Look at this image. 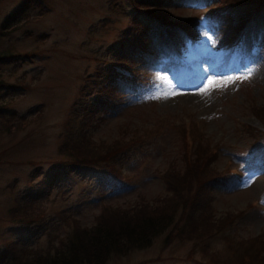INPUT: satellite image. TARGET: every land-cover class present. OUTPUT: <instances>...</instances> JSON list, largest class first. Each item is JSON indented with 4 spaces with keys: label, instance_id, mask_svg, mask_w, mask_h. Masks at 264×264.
<instances>
[{
    "label": "rangeland",
    "instance_id": "374dc122",
    "mask_svg": "<svg viewBox=\"0 0 264 264\" xmlns=\"http://www.w3.org/2000/svg\"><path fill=\"white\" fill-rule=\"evenodd\" d=\"M21 1L0 0V56L33 57L0 65V80L20 88L0 99L21 115L9 122L11 130H0V251L17 238L35 251H53L73 226H95L103 208L163 201L171 196L168 173L185 170V149L189 153L200 138V151L215 154L209 169L233 170L226 184L210 191V211L215 218L236 217L200 238L167 236L169 226L150 245L111 255L106 264H205V248L229 255L250 239L256 242L251 249L264 254V121L253 111L264 106L262 20L252 23L242 46H233L235 23L263 7L234 4L215 20L214 8L224 0L162 1L174 20L202 19L188 33L166 38L160 29L143 34L129 18L139 0H34L26 14L2 26ZM132 38L140 47L144 41L145 50L116 59L112 45L131 47ZM102 68L116 76L100 87L95 77ZM124 75L137 79L126 85ZM97 90L109 93L113 107L91 118L81 133L90 144L112 150L110 165L117 161L121 177L101 164L66 167L60 181L47 185L55 167L65 168L59 145L72 130L82 94L91 99ZM17 209L30 214V223L11 216Z\"/></svg>",
    "mask_w": 264,
    "mask_h": 264
},
{
    "label": "trees",
    "instance_id": "16d2710c",
    "mask_svg": "<svg viewBox=\"0 0 264 264\" xmlns=\"http://www.w3.org/2000/svg\"><path fill=\"white\" fill-rule=\"evenodd\" d=\"M172 2V0H139L138 3H145L144 6L134 1L133 9H129V18H132L134 23L140 26V30L143 34L154 31L158 32L159 29L163 30L166 38L175 35L178 32L188 33L199 23L198 18L195 16L189 17L182 20H174L170 17V12L167 8L161 7V2ZM34 0H23L21 5L11 14L7 21L2 26L7 27L9 24L14 23L20 14H26L28 7L35 6ZM256 4L257 8L263 7L262 10H253L251 15L245 16L242 21L235 23L236 25V44L242 41L244 34L249 32L252 23H256L257 19H261L262 25L260 30L264 27V0H224V4L218 3L217 8H214L213 16L215 19L221 20L229 10L227 8L240 5ZM259 11L262 15L259 17L257 14ZM5 29V28H4ZM140 33V35H142ZM194 41L195 38L191 37ZM112 55H115L116 59L125 57L129 53L136 54V50H145V43L140 47L135 45L132 38L131 47L123 49L122 45L115 47L112 45ZM132 50V51H130ZM30 60L33 58L32 54L26 53ZM17 56V57H15ZM23 54L22 59L18 54L9 53L7 56H0L1 63L14 62L19 57L21 61L28 58ZM113 61V60H112ZM119 62V61H113ZM120 65V64H119ZM109 71V70H108ZM107 69L97 70L95 79L97 84H101L103 87L110 84V81L114 78V72L108 73ZM112 71V70H111ZM105 74V75H104ZM122 81L126 85L134 82L135 76H122ZM104 80V83H102ZM17 87L11 82L0 80V96L3 98L5 95H14L19 91H14ZM17 88L16 90H19ZM114 89L111 87L112 92ZM98 91H94L98 97L93 94L90 98H86L80 103L74 110L72 116L76 119L74 124H70L72 130L64 135L63 141L60 143V151L65 155L66 159L63 161L64 167H55L54 173L50 176V181L46 180V183H56L60 181V177L66 173L69 168H77L89 165L101 164L108 171L111 172L114 177H121L116 171L117 166L114 162L112 165V157L109 153L112 150L108 149L107 145L90 144V140L82 135V131H85V125L90 122L91 118L98 116L99 112L107 111L113 104L109 102V93L98 94ZM80 95V94H79ZM88 99V100H87ZM77 111V112H76ZM253 111L256 117L262 118L264 121V106H254ZM21 116L11 108L7 107L5 102L0 99V130H11V121L13 117ZM10 122V123H9ZM19 125H15V129ZM77 131H80L78 135ZM194 132V131H193ZM190 133L192 140L194 134ZM194 149H190L189 153L186 152V168L182 171L168 173L166 182L169 184V190L171 196H167L163 201L157 200V203L152 205H145L138 208L121 209L120 208H103L98 216L97 223L95 226L88 228H81V226H73V234L66 238L59 247L53 246V251L45 250H33L30 249L29 245L24 243V239L18 240L13 239L6 242L5 248L0 251V264H106L107 259L114 254H126L132 248H140L150 245L152 239L157 234L164 231L166 228L171 226L169 233L171 236H179L185 239L200 238L204 235H210L218 233L224 229V226L229 225L231 217H236L235 214L229 213L230 215H224V217L215 218L214 213L210 211L211 207V190L213 187L218 185L226 184V179L232 176L233 172L222 171L217 172L209 169L212 158L215 154L209 149H206L205 154L200 151L203 141L195 139ZM187 144L189 143L188 141ZM193 144V142H192ZM111 146V145H108ZM118 146V145H117ZM122 144L120 147H123ZM113 149L115 146H112ZM119 147V148H120ZM192 150L193 158L190 151ZM118 160V159H117ZM68 167V169L66 168ZM162 197V196H161ZM181 211L178 213L179 216L175 217V212L178 209ZM233 215V216H232ZM11 216H17L18 222L30 223V214L25 211H14ZM38 219V218H37ZM42 219V218H41ZM37 220V226L44 225L42 221ZM39 227V228H40ZM180 227V228H179ZM180 231V232H179ZM232 236H226V239H230ZM244 242V241H243ZM245 243V242H244ZM250 244L244 245L240 242L239 246L236 244L233 247V254L222 255L208 250L205 248L204 254L208 258L205 264H264V254H259L253 251L251 248L256 243L254 239L249 240ZM61 246V247H60ZM192 253V252H191Z\"/></svg>",
    "mask_w": 264,
    "mask_h": 264
}]
</instances>
